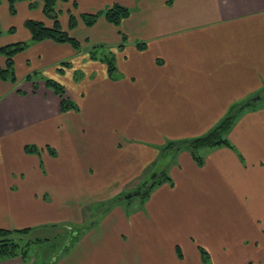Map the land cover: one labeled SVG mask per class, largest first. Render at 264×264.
Instances as JSON below:
<instances>
[{
  "label": "crops",
  "instance_id": "1",
  "mask_svg": "<svg viewBox=\"0 0 264 264\" xmlns=\"http://www.w3.org/2000/svg\"><path fill=\"white\" fill-rule=\"evenodd\" d=\"M35 1L16 2L15 14L0 3L1 33L12 34L0 46L29 43L14 57L15 83L0 80V229H41L98 203L100 223L54 264H204L201 250L211 264H264V96L238 116L232 148L201 150V165L180 150L159 166L169 182L133 208L127 196L160 146L204 135L264 90V0H59L81 51L31 42L26 20L51 25ZM115 4L129 9L118 26L78 19ZM33 74L63 85L78 110L61 112Z\"/></svg>",
  "mask_w": 264,
  "mask_h": 264
},
{
  "label": "trees",
  "instance_id": "2",
  "mask_svg": "<svg viewBox=\"0 0 264 264\" xmlns=\"http://www.w3.org/2000/svg\"><path fill=\"white\" fill-rule=\"evenodd\" d=\"M16 0H8L9 8L12 13H14V3ZM59 0H38L41 3L42 13L48 20L51 21V26H46L43 22L35 20H26L24 26L30 33L31 42H39L43 40H52L56 43H68L72 45L75 49L80 47V43L71 37L66 30H62L59 20L58 12L56 10V3ZM168 3L170 0L167 1ZM31 7H35V4L30 3ZM129 16V9L127 7L115 4L113 6L107 7L102 11L95 13H86L81 14L78 19L80 22L86 26L90 27L94 25L100 17H103L109 24L118 26L119 23ZM77 25V18L73 14L69 15L68 20V29H73ZM1 34V30H0ZM29 46V43L26 42H17L9 45L0 46V55L5 58V64L3 67H0V80L8 81L15 83L16 76L14 71V57L25 50ZM104 50L98 47H92L90 55L94 58L98 55V58L101 56ZM96 58V57H95ZM107 65L108 74L112 77L115 71V64L112 57H108L105 54L102 57ZM62 65H66L63 63ZM62 70V69H59ZM31 76H27L26 79H29ZM43 83L46 88L50 89L55 95L60 98V110L61 112L66 111H77L78 107L75 103L65 97V88L60 83L52 79H44ZM33 89L37 88L36 83L32 84ZM249 101L242 104L239 108L238 104L232 105L228 108L227 113L221 120L217 123L215 127L210 129L204 135L190 138V139H181L175 141H167L163 146V153H171V157L175 155L180 150H186L197 165H201L203 158L200 155V151L204 149H211L218 146H225L232 148L231 144L228 141V134L237 120L240 112L246 106H249ZM26 153H38L39 149L34 145H27L24 148ZM53 151L51 150V154ZM159 180H154L149 183H143L140 185L136 192L133 194H128V198H131L133 195H138L141 199H146L152 188L155 185L160 184L161 182H169L170 178L163 171L159 175ZM28 229L21 230H9V229H0V260L14 258L17 256L26 257V247L21 246L19 240L23 235L28 233ZM17 236V237H16ZM202 261L204 264L208 262V255L205 252L201 251Z\"/></svg>",
  "mask_w": 264,
  "mask_h": 264
},
{
  "label": "rangeland",
  "instance_id": "3",
  "mask_svg": "<svg viewBox=\"0 0 264 264\" xmlns=\"http://www.w3.org/2000/svg\"><path fill=\"white\" fill-rule=\"evenodd\" d=\"M18 1L20 0H16L15 3ZM24 1H27L30 3L36 2L35 0H24ZM0 3H1V0H0ZM15 3L13 6L14 10H15ZM62 30L64 29L62 28ZM3 34L12 35L9 33L6 34L5 32H2L0 36L1 35L3 36ZM78 50L81 51V44H80V47L77 48V51ZM106 54L105 55L108 57H110L109 55H111L108 52ZM32 77L38 78V79H41V78L50 79L49 76H46V74H40V75L33 74ZM263 96H264V90H261L259 93L251 96L247 101L252 102L253 101L252 99L254 98L257 99ZM237 106H239L240 108L242 104H238ZM244 109L246 108H243V110ZM216 125L217 124H215L213 127H215ZM158 149H159L158 159L154 162L155 168L151 169V171L144 174L140 185H142L145 182L149 183L154 180L156 181L159 180L160 178L156 176V175H159L162 170V168L159 166L163 163L164 159L166 161L169 159L170 161V159L172 158L171 153L169 152L163 153V146H160ZM167 165H168V162H167ZM45 173L47 174V171ZM137 188L138 187H135L130 192V194H133L134 192H136ZM124 202H128V201L125 200ZM139 202H140V198L138 197V195H133L130 198L129 208H133L139 205ZM127 204L128 203H126V205ZM101 208H103V206L101 207V205L98 203L87 204L84 207L83 215L81 214L80 216L79 214V217L75 216L76 213L73 214V216L71 213V217L69 216L66 219L60 220L56 222L54 225H50L48 227H44L41 229L38 228L32 231H29L26 235H23L21 239L19 240L21 246H25L26 243L28 244L27 246H25L26 247V257L24 258L23 256L14 257L16 258V261H17V263L15 264H54L55 261L57 260L60 261L61 258L66 254L67 249L79 243L81 238L90 228L97 225V222L100 223L101 219L103 218V214H101ZM201 251L205 252V254L207 255V252L205 250H201ZM201 258H202V254H201ZM9 259H13V258H9ZM207 259H208L207 264H211V262L209 261V257H207ZM2 260H0V262Z\"/></svg>",
  "mask_w": 264,
  "mask_h": 264
}]
</instances>
